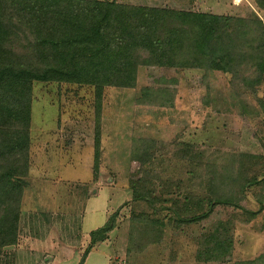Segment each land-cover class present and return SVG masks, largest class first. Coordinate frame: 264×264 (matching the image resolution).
Listing matches in <instances>:
<instances>
[{
    "label": "rangeland",
    "instance_id": "obj_1",
    "mask_svg": "<svg viewBox=\"0 0 264 264\" xmlns=\"http://www.w3.org/2000/svg\"><path fill=\"white\" fill-rule=\"evenodd\" d=\"M116 1L264 21L255 0ZM242 71L141 64L132 86H103L99 97L92 84L33 81L17 243L0 248V264H72L51 259V232L73 244L51 224L79 227L84 209L115 213L109 264H264L245 224L258 212L247 196L264 206V74L250 87ZM138 178L148 180L134 189ZM97 223L84 221V235ZM252 228L264 238V219Z\"/></svg>",
    "mask_w": 264,
    "mask_h": 264
},
{
    "label": "trees",
    "instance_id": "obj_2",
    "mask_svg": "<svg viewBox=\"0 0 264 264\" xmlns=\"http://www.w3.org/2000/svg\"><path fill=\"white\" fill-rule=\"evenodd\" d=\"M255 2L264 8V0ZM141 64L243 69L241 80L252 87L264 74V21L254 12L231 17L116 0H0V248L17 243L32 82L92 84L99 97L103 86H132ZM248 67L257 73L252 80ZM114 221L115 213L90 232L86 253Z\"/></svg>",
    "mask_w": 264,
    "mask_h": 264
},
{
    "label": "crops",
    "instance_id": "obj_3",
    "mask_svg": "<svg viewBox=\"0 0 264 264\" xmlns=\"http://www.w3.org/2000/svg\"><path fill=\"white\" fill-rule=\"evenodd\" d=\"M94 198H95V196H91V197H89L86 200L85 208H87V205L91 201H93ZM247 200H248L247 203H249L251 205L258 204V206L256 208H252V207L249 208V209H251L253 211H258V212H255L254 215L251 214L250 217H248L246 219V221H245V222H248V223H245L246 226L250 227L251 230H252V231H250L251 237H249L248 246H249V248H250V246L252 247V248H250V250L258 251L259 250L258 246L261 243H264V242L261 241V240H264V238L260 234V231L254 230L252 228V226L254 224V221L263 220L264 219V206H259V202H258L257 198H254L255 202H253L254 200L247 196ZM84 213H85V209H84V211L82 213V218H81L79 227H77V224H76L75 221H71L72 223L70 225H67L66 223H63V222H58V224H56V223L55 224H51V225H53V227H55V225H58L61 228V233H62V235H64V238L66 237V239H67L68 237L73 235V238L70 237V240L73 242V244L69 243V242L64 243L62 241H59L60 243H62V245H60V244H58V242L56 240L53 239V238L56 239V235L53 234V232H51V237L52 238L48 239V240H51L50 244H49V247L52 248L53 245H56V247H57V249L55 248V249L51 250V251H53V254H51V255H53L51 259L54 262L62 263L64 261H70V262H72V264H77V262L79 261L78 264H89L90 260L93 257L99 256L101 258V260H102L101 264H109V258L114 253V251H113L112 246H110L105 241L94 243L91 246V248L89 249V251H87V253L84 255V257H81L82 250L84 249V246H86V245L89 246L90 245V232L92 230H94V229H92V230L88 229L87 232H86V233H88V236H85L84 235L85 232L83 231V222L85 221V224L89 225L88 228H91L93 226L92 223H93V221L96 218H97V220H99V222H102L104 224L105 221H106V217L108 215L107 212H105V213L102 212L98 216H96L95 214H92L91 212H88L87 215L85 216ZM102 223H100V224H102ZM97 224H99V223H97ZM71 232H73V233L71 234ZM54 233H55V231H54ZM19 235L22 236V233L20 232ZM53 242H54V244H52ZM258 253L259 252H257V254ZM261 253H264V250Z\"/></svg>",
    "mask_w": 264,
    "mask_h": 264
}]
</instances>
